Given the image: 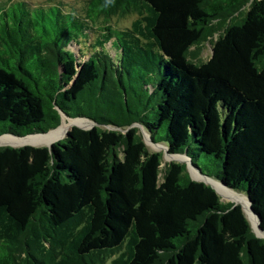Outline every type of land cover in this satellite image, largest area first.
Segmentation results:
<instances>
[{"label":"trees","instance_id":"trees-1","mask_svg":"<svg viewBox=\"0 0 264 264\" xmlns=\"http://www.w3.org/2000/svg\"><path fill=\"white\" fill-rule=\"evenodd\" d=\"M83 1L0 4V136L44 135L60 113L93 123L0 146V264H264L240 206L124 132L211 157L204 176L264 231V0Z\"/></svg>","mask_w":264,"mask_h":264},{"label":"rangeland","instance_id":"rangeland-1","mask_svg":"<svg viewBox=\"0 0 264 264\" xmlns=\"http://www.w3.org/2000/svg\"><path fill=\"white\" fill-rule=\"evenodd\" d=\"M7 1H11V2L24 1V2L28 3L31 7H34V6L46 7V6L58 3L61 6H63V8H64V10L66 12H70V11H72L75 8L80 15L84 14V8H85V2L83 0H0V4H2L4 2H7ZM135 18H136V16H134V15H129V16H126L124 18H113L111 20L110 24L113 27H115V28L125 29V28H129L130 27L131 22ZM73 50H75V49H73ZM81 50H82L83 53L85 52V43L81 44ZM210 55H211L210 45L209 44H204L202 46L201 53H200L196 63L206 61L210 57ZM149 81L154 83L155 79L153 77H151V78H149ZM152 115L153 114L150 113L149 117L152 118ZM67 120H69V119L66 118V120H64V122L61 125H63L65 122H67ZM70 129H71V127L66 129L64 134L61 137L55 139L54 141L50 142L49 144H51L53 142H56V141H58L60 139H63L66 136V133L68 131H70ZM141 129H142V131H144L148 135V133L146 132L145 129H143V128H141ZM165 133L166 132H165V126H164L162 129H158L157 130V133H156L155 137L157 138V140L164 141L165 140ZM146 145H147V149L150 152H160V153L163 152V149H159L158 150L153 145H151L150 143H148ZM0 146H6V145H0ZM21 146H24V145L14 146V147H21ZM33 146H35V147L46 146L47 147L46 144H44V145L43 144H38V145H33ZM160 146H163V145H160ZM188 154L190 156V160L192 161L193 165L196 166V168L203 175H205V176L206 175H212L213 176L216 173V169L217 168H216L215 162L212 160V158L209 157V156H206L204 154H198L197 151L195 150V146L194 145L191 146ZM165 158L166 157H164V156L162 157L163 163H169V162L179 163L180 162V161L176 160L175 158L169 159V160L168 159L166 160ZM220 199H221V201L223 203H235L233 201H226L222 197ZM250 227H251V230L254 231V229L252 228L251 224H250Z\"/></svg>","mask_w":264,"mask_h":264},{"label":"bare ground","instance_id":"bare-ground-1","mask_svg":"<svg viewBox=\"0 0 264 264\" xmlns=\"http://www.w3.org/2000/svg\"><path fill=\"white\" fill-rule=\"evenodd\" d=\"M64 120H66L65 117H63V122H64ZM90 125H91V123L87 120H84V119H73V120L69 119L63 125H60L56 130L50 131L45 135L27 136L24 138H16V137L8 136V135L2 136V137H0V145H12V146L38 145V144L48 145L50 142L61 137L64 134L65 130L72 127V126H77L80 128H87V127H90ZM145 141H146V144H148V143L151 144L149 135H147V134L145 135ZM151 145H153V144H151ZM160 145L161 144H156L153 146L158 150L163 149V151H164L165 147L160 146ZM165 157H166L165 158L166 160L175 158L176 160H178L180 162H187L188 163V159L184 156L172 157V156H167L165 154ZM188 171H189L190 176L193 179L203 180V181L207 182L208 184H210L214 188V190L218 193V195L220 197H222L224 200L233 201V202L241 205L243 213H244L246 219L248 220L249 224H251L252 228L254 229L255 234L261 238H264V232H260L257 229L258 220H257L256 216H254L250 212L249 203H248L247 198L245 196L223 187L219 182H216L212 179H207V178L202 177L199 174V172L197 170H195L194 168H192L189 164H188Z\"/></svg>","mask_w":264,"mask_h":264},{"label":"water","instance_id":"water-1","mask_svg":"<svg viewBox=\"0 0 264 264\" xmlns=\"http://www.w3.org/2000/svg\"><path fill=\"white\" fill-rule=\"evenodd\" d=\"M60 115V125L62 124V122H63V117H65L64 115H62L61 113L59 114ZM66 118V117H65ZM71 120H73V119H71ZM85 120V119H84ZM91 123V122H90ZM59 125V126H60ZM93 126V123H91V125H90V127H87V128H80V127H77V126H72V127H77V128H80V129H83V130H87V129H90L91 127ZM132 127H136V128H138V130H139V133H140V135H141V137H142V140H143V142H144V144L146 145V141H145V135H144V131H142V127L141 126H139V125H137V124H132L130 127H128L124 132H126L129 128H132ZM57 129V128H56ZM56 129H54V130H56ZM50 132V131H49ZM144 132V133H143ZM48 133V132H47ZM46 133V134H47ZM45 135V134H44ZM2 136H7V135H2ZM2 136H0V137H2ZM52 144V143H51ZM51 144H49V145H47V147H49ZM151 144H153V145H156V144H154V143H152L151 142ZM6 146H9V147H14V146H12V145H6ZM25 146V145H24ZM27 146H33V145H27ZM147 146V145H146ZM46 147V146H45ZM165 154L167 155V156H172V157H174V156H184V155H169L168 153H167V148H165V150L162 152V157L164 156L165 157ZM184 157H186V156H184ZM188 159V158H187ZM179 164H184V166H185V172H186V174L188 175V177L190 178V180H192V181H197V182H203L204 184H207V185H209L213 190H214V188L210 185V184H208L207 182H205V181H203V180H195V179H193L191 176H190V174H189V171H188V164L192 167V168H194L193 166H192V164H191V162H190V160L188 159V163L187 162H179ZM199 174H200V172H199ZM202 177H204V178H207V177H205L204 175H202V174H200ZM207 179H209V178H207ZM214 192L218 195V193L214 190ZM237 193V192H236ZM238 194H241V195H243V196H245L246 198H247V196L246 195H244L243 193H238ZM219 196V195H218ZM220 197V196H219ZM221 198V197H220ZM247 201H248V203H249V208H250V212L254 215V213H253V211H252V209H251V206H250V201H249V199L247 198ZM233 205H238V206H240V208H241V210H242V207H241V205H239V204H237V203H232ZM242 212H243V210H242ZM244 214V213H243ZM255 216V215H254ZM246 218V217H245ZM247 220V219H246ZM248 221V220H247ZM249 223V222H248ZM250 225V224H249ZM257 229L260 231V232H264V231H262L260 228H259V223H258V225H257ZM253 233H254V235L256 236V237H258V238H261V237H259V236H257L256 234H255V232L254 231H252ZM261 239H264V238H261Z\"/></svg>","mask_w":264,"mask_h":264}]
</instances>
